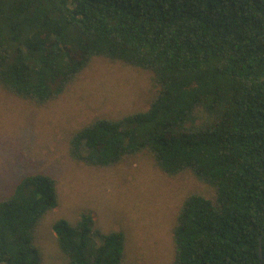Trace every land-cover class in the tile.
Instances as JSON below:
<instances>
[{"label": "trees", "instance_id": "trees-1", "mask_svg": "<svg viewBox=\"0 0 264 264\" xmlns=\"http://www.w3.org/2000/svg\"><path fill=\"white\" fill-rule=\"evenodd\" d=\"M95 57L149 70L150 105L73 131L69 154L106 167L146 153L189 194L173 264H264V0H0V84L37 105L58 99ZM59 181L30 173L0 198V264H43L38 230ZM92 215L53 224L69 264H144L123 230ZM262 246L263 256L260 255Z\"/></svg>", "mask_w": 264, "mask_h": 264}, {"label": "rangeland", "instance_id": "rangeland-1", "mask_svg": "<svg viewBox=\"0 0 264 264\" xmlns=\"http://www.w3.org/2000/svg\"><path fill=\"white\" fill-rule=\"evenodd\" d=\"M149 70L95 57L58 99L37 105L0 84V198L30 173L59 181V204L39 230L43 264H69L53 224L87 213L104 232L123 230L126 256L144 264H173V230L185 198L213 189L191 172L169 176L146 153L106 167L89 166L69 154L73 131L99 117L120 118L147 108L156 96Z\"/></svg>", "mask_w": 264, "mask_h": 264}, {"label": "water", "instance_id": "water-1", "mask_svg": "<svg viewBox=\"0 0 264 264\" xmlns=\"http://www.w3.org/2000/svg\"><path fill=\"white\" fill-rule=\"evenodd\" d=\"M260 255H261V257L263 256L262 246H260Z\"/></svg>", "mask_w": 264, "mask_h": 264}]
</instances>
